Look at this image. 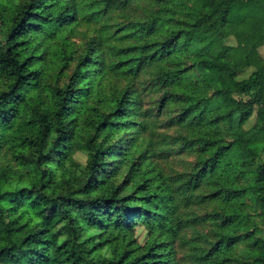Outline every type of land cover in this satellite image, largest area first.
<instances>
[{
    "label": "trees",
    "instance_id": "obj_1",
    "mask_svg": "<svg viewBox=\"0 0 264 264\" xmlns=\"http://www.w3.org/2000/svg\"><path fill=\"white\" fill-rule=\"evenodd\" d=\"M263 41L261 0H0V264H264Z\"/></svg>",
    "mask_w": 264,
    "mask_h": 264
},
{
    "label": "rangeland",
    "instance_id": "obj_2",
    "mask_svg": "<svg viewBox=\"0 0 264 264\" xmlns=\"http://www.w3.org/2000/svg\"><path fill=\"white\" fill-rule=\"evenodd\" d=\"M261 1L264 3V0H261ZM231 30L233 33L225 38V42H223V44L220 47L219 54H224L226 56H232L234 53L239 51V48L235 45V36L244 35L245 26L242 23L232 24ZM68 41L73 42L75 44L79 42V44H81L83 42V36L79 34L76 30H74L72 35L68 37ZM263 58H264V41L260 45H258L256 48L252 49L249 52L248 62L250 66L246 67L245 70L249 69L253 65L258 64L260 60H262ZM205 66L209 73L214 74L219 78H226L230 74V72L233 71L232 69L228 68L227 66L219 62L211 61V60L205 61ZM147 100L148 99H145V101ZM248 121L250 124L253 121V117H251ZM32 130H33L32 125L23 124V123H18L17 126L13 130H10V131H6L0 128V142L2 143L5 149H9L13 144V137L16 131L23 132V131H32ZM158 130H161V129H158ZM170 159H171V156L167 159L168 162H164L162 164L164 169H165L164 166L169 163ZM185 160L189 161L190 159L187 157ZM172 166H174L173 168L175 169H178L179 167L178 164L172 163L170 165H166V168L169 169ZM54 222H55L54 219H50V220H47L46 225H45V234L49 238H53L51 228L54 225ZM224 245L225 243H223V246ZM253 251L255 252V254L261 257H264V243L260 240H257ZM182 264H186V263L183 262Z\"/></svg>",
    "mask_w": 264,
    "mask_h": 264
}]
</instances>
